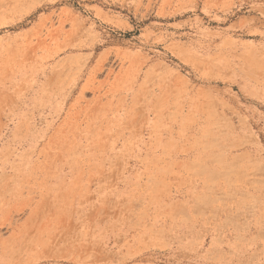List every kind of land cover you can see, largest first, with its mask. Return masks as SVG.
<instances>
[{
  "label": "rangeland",
  "instance_id": "374dc122",
  "mask_svg": "<svg viewBox=\"0 0 264 264\" xmlns=\"http://www.w3.org/2000/svg\"><path fill=\"white\" fill-rule=\"evenodd\" d=\"M0 264H264V0H0Z\"/></svg>",
  "mask_w": 264,
  "mask_h": 264
}]
</instances>
